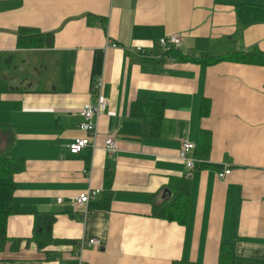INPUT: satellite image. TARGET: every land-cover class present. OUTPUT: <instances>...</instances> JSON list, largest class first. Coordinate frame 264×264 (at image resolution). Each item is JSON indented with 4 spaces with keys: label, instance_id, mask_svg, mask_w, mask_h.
I'll list each match as a JSON object with an SVG mask.
<instances>
[{
    "label": "crops",
    "instance_id": "crops-1",
    "mask_svg": "<svg viewBox=\"0 0 264 264\" xmlns=\"http://www.w3.org/2000/svg\"><path fill=\"white\" fill-rule=\"evenodd\" d=\"M21 26L50 33L52 45L17 49ZM169 33L180 35L171 48L184 55L220 53L228 39L243 52L264 51V0H0V57L15 53L24 75L34 67L31 82L11 85L25 91L0 97V122L12 125L0 139L13 134L5 154L25 161L14 175L0 264H216L221 243L234 246L233 264H264V66L164 58L158 39ZM138 45L152 61L138 57ZM99 78L108 106L95 148L71 154L68 145L86 136L79 111ZM137 99L163 102L157 136H145L131 112ZM200 129L211 133L209 157L199 161L208 166L190 169L178 150ZM108 136L117 141L112 155L103 147ZM171 177L191 181L183 225L152 215L170 197ZM88 188L99 189L93 202L111 199L81 219L69 197ZM42 214L54 217L53 241L39 247ZM91 238L100 246L77 247Z\"/></svg>",
    "mask_w": 264,
    "mask_h": 264
},
{
    "label": "trees",
    "instance_id": "trees-1",
    "mask_svg": "<svg viewBox=\"0 0 264 264\" xmlns=\"http://www.w3.org/2000/svg\"><path fill=\"white\" fill-rule=\"evenodd\" d=\"M92 18L89 17L91 21ZM100 24L104 26L105 20L101 19ZM52 35L50 33H42L37 29L21 26L16 30V48L17 49H41L45 46L52 45ZM228 45L224 46L219 52L209 50L208 54L202 57L193 55H184L177 48H169L164 50L162 56L164 58L176 59L179 61H191L203 65H213L220 61H231L246 64L264 66V51L258 46H252L247 52H243L235 48V41L228 39ZM15 53H5L0 57V97L2 94L13 91H25L22 85L14 88L11 86V80L16 78L17 72L14 67L16 61L13 60ZM140 59L152 61L138 55ZM149 59V60H148ZM164 60V59H163ZM43 76V75H41ZM41 78L39 82H42ZM163 102L157 99H137L131 105L133 115L143 119V134L147 137H155L160 128L163 118ZM201 115L205 116L209 112L208 99L204 98L201 104ZM12 127L9 123L0 122V132H4L6 128ZM3 146L0 148V250L3 248L6 236V223L9 215L12 214V198L15 190L14 175L24 170L25 161L20 158H14L5 154L4 148L13 143V134H10L5 140L0 141ZM211 148V133L208 130L200 129L196 136L193 157L195 158L196 168H207L204 162L209 157ZM191 181L187 177H171L168 183L170 197L161 204H153L152 215L171 222L185 224L187 221L189 210V193ZM111 196L106 193L101 199L90 202L89 206L94 208L109 207ZM54 217L50 214L37 215L35 223L37 228L40 227L43 236L37 239L38 246L42 247L47 242H52L50 229ZM41 224V225H40ZM39 225V226H38ZM234 246L232 244L221 243L219 246L218 261L216 264H233ZM172 264H202L187 260H175Z\"/></svg>",
    "mask_w": 264,
    "mask_h": 264
},
{
    "label": "built area",
    "instance_id": "built-area-1",
    "mask_svg": "<svg viewBox=\"0 0 264 264\" xmlns=\"http://www.w3.org/2000/svg\"><path fill=\"white\" fill-rule=\"evenodd\" d=\"M180 40L181 38L179 34L169 33L164 35L163 37H160L158 39V43L163 50H167L172 46H178ZM106 42L113 47H117L116 43L112 42L109 38L106 39ZM135 51L141 57L149 59L153 57L151 52L141 45L136 46ZM103 86V79L99 78L93 86L95 93L94 100L84 103L79 111L82 117V121L79 124V129H81V131H84L86 133V136L77 137L68 145V150L71 154L79 153L81 149L86 146H92L93 148H95V139L98 132V118L108 106V99L104 95ZM103 147L109 154L112 155L117 151V141L113 136H108L104 141ZM194 147V142L189 140L188 138L183 139L180 143V147L178 150V159L185 163L186 167L188 168H193L194 166V159L192 157ZM228 173H230V169L225 168L224 170L219 171L217 173V176L219 178H223ZM98 193L99 189L88 188L79 192L77 195L69 197L70 199H72V203L75 205V207L80 209L79 212L81 214V219L85 218L89 209L90 202L96 199ZM57 200L60 202L62 198L58 197ZM85 243L88 246H100V241L98 239L91 238L87 242L80 240L77 243V247L81 249Z\"/></svg>",
    "mask_w": 264,
    "mask_h": 264
},
{
    "label": "rangeland",
    "instance_id": "rangeland-1",
    "mask_svg": "<svg viewBox=\"0 0 264 264\" xmlns=\"http://www.w3.org/2000/svg\"><path fill=\"white\" fill-rule=\"evenodd\" d=\"M34 68V67H33ZM32 67H24V69H25V73H26V75H24L23 74V72L20 70V71H17V77L14 79V81H12V83L11 84H18L19 82H21L22 80V78H24V77H28L29 79H26L27 80V82H31V81H29V80H31L32 79V75H33V72H34V69H33ZM5 137L6 136V131H4V132H0V137ZM0 141H1V139H0ZM0 148H1V144H0Z\"/></svg>",
    "mask_w": 264,
    "mask_h": 264
},
{
    "label": "bare ground",
    "instance_id": "bare-ground-1",
    "mask_svg": "<svg viewBox=\"0 0 264 264\" xmlns=\"http://www.w3.org/2000/svg\"><path fill=\"white\" fill-rule=\"evenodd\" d=\"M195 144V143H194ZM192 157H193V152H192ZM193 159H194V166H195V158L193 157ZM194 166H193V168H194ZM226 168H228V167H226ZM190 169H192V168H190ZM230 169V168H229ZM230 171H231V169H230ZM229 174V173H228ZM226 176V175H225ZM224 176V177H225Z\"/></svg>",
    "mask_w": 264,
    "mask_h": 264
},
{
    "label": "water",
    "instance_id": "water-1",
    "mask_svg": "<svg viewBox=\"0 0 264 264\" xmlns=\"http://www.w3.org/2000/svg\"><path fill=\"white\" fill-rule=\"evenodd\" d=\"M165 191L168 193V195H170V191H169V189H165Z\"/></svg>",
    "mask_w": 264,
    "mask_h": 264
}]
</instances>
